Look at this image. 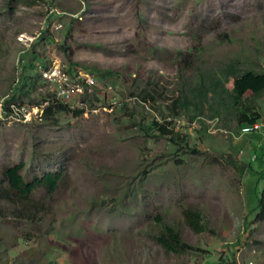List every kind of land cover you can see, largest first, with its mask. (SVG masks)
Listing matches in <instances>:
<instances>
[{"label":"rangeland","instance_id":"obj_1","mask_svg":"<svg viewBox=\"0 0 264 264\" xmlns=\"http://www.w3.org/2000/svg\"><path fill=\"white\" fill-rule=\"evenodd\" d=\"M187 50L197 62L180 71ZM246 56L264 68V0H0V185L16 163L27 178L64 174L50 198L40 193L53 205L41 222L1 202L0 264H264V135L241 134L211 93L200 112L185 105L199 72ZM58 70L68 102L43 73ZM47 93L70 111L42 118L32 104ZM258 110L264 121V94ZM162 114L180 140L152 126ZM165 226L192 248L165 247Z\"/></svg>","mask_w":264,"mask_h":264},{"label":"trees","instance_id":"obj_2","mask_svg":"<svg viewBox=\"0 0 264 264\" xmlns=\"http://www.w3.org/2000/svg\"><path fill=\"white\" fill-rule=\"evenodd\" d=\"M193 50L181 53L178 62L180 71L189 70L195 66L197 58L196 52ZM251 62L248 56L244 58L235 57L230 58L217 70L199 72L197 85L191 97L192 101L186 99L185 105L192 104L194 105L193 108H198L197 112H200V104L206 101V98L211 93L212 95L209 98L213 101L217 99V102L220 104L219 106L221 108L225 107L226 111L232 110L235 114V120L240 125L244 122L258 120L261 116L258 110V99L264 94V68L258 70L251 65ZM66 72L68 71L66 70ZM81 85L86 89L87 85L85 82H82ZM30 88H32V85ZM19 90L26 96H29L30 89L24 91L22 86ZM142 98L145 102L149 100L155 101L154 96L149 93L143 94ZM83 100L87 101L90 107L94 106L93 101L85 98ZM181 100L182 97H177L174 103H171V107L167 113L169 114L168 116L179 115L176 110L180 104L184 103ZM7 101L8 99H5L1 104L2 112L5 115L14 114L12 107ZM42 104H44V107L41 117L45 120H49L56 112L70 111L68 105L56 101L55 95L48 93L42 95L40 101L32 105L41 106ZM23 105V101H20L18 104L19 107ZM71 112L77 116L82 114L84 110L80 108L74 109ZM215 114H220L218 108L210 116H215ZM194 115L197 116L199 113ZM168 116L162 114L165 123L153 120L151 124L157 129L159 134L175 142L180 140L179 133L174 128H170V121L166 120ZM201 122L203 121L201 120ZM1 176L5 185H0V215L4 212L1 202L5 201L14 206L13 212H15L17 218L28 223L43 221V216L48 215L53 210V205L46 203L40 197V193L45 191L46 196L49 197L64 180V174L60 172L45 173L27 178L24 175L23 163H16L3 168ZM257 207L259 208L258 216L263 217L264 194L258 198ZM184 216L186 223L194 232L198 233L205 230L204 218L198 210L186 209ZM158 240L168 249L174 250L177 247L178 249L185 250L192 248L189 244L182 241L179 233L171 226L164 227L163 231L159 233Z\"/></svg>","mask_w":264,"mask_h":264},{"label":"built area","instance_id":"obj_3","mask_svg":"<svg viewBox=\"0 0 264 264\" xmlns=\"http://www.w3.org/2000/svg\"><path fill=\"white\" fill-rule=\"evenodd\" d=\"M50 79L52 81L59 83V85H60V87H59L60 93H58L59 91L57 92L56 99L66 100V102H68V100L71 99L70 98L71 94H70L69 89L65 88L64 81L60 80L58 78V72L56 73V75L54 77H52ZM82 87L83 86L80 84V91L79 92H82L81 91ZM58 95H61V97ZM83 105H84V103L81 102V107H83ZM239 132L241 134H258V135L261 134V135H264V121L258 119V120L252 121V122H244L239 126Z\"/></svg>","mask_w":264,"mask_h":264},{"label":"bare ground","instance_id":"obj_4","mask_svg":"<svg viewBox=\"0 0 264 264\" xmlns=\"http://www.w3.org/2000/svg\"><path fill=\"white\" fill-rule=\"evenodd\" d=\"M48 78H52V77H54L55 75H56V73H54V74H52L51 73V75H50V72H48V71H44L43 72ZM58 78L60 79V80H63L64 81V86H65V88L66 89H69L67 86V77H66V74L64 73V72H62L61 70H59L58 71ZM76 89H79L80 90V85L79 84H77L76 85ZM72 91V90H71ZM66 101V100H65Z\"/></svg>","mask_w":264,"mask_h":264}]
</instances>
